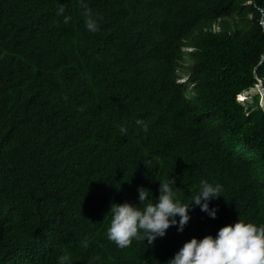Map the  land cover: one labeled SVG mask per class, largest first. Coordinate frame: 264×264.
Segmentation results:
<instances>
[{"label":"trees","instance_id":"16d2710c","mask_svg":"<svg viewBox=\"0 0 264 264\" xmlns=\"http://www.w3.org/2000/svg\"><path fill=\"white\" fill-rule=\"evenodd\" d=\"M84 3L96 32L81 0H0V264H166L193 237L264 223L262 96L237 102L264 88V0ZM170 177L184 203L220 183L217 216L193 206L182 232L109 240L111 203Z\"/></svg>","mask_w":264,"mask_h":264},{"label":"clouds","instance_id":"9594fccd","mask_svg":"<svg viewBox=\"0 0 264 264\" xmlns=\"http://www.w3.org/2000/svg\"><path fill=\"white\" fill-rule=\"evenodd\" d=\"M81 7L85 27L90 32H96L99 28V14H94L84 0H81ZM64 11V7L61 6L57 14L61 15ZM69 19L70 17L65 16L64 22L67 23ZM184 50L191 52V48ZM184 82H188V78ZM193 86L194 84L188 85V90L192 91ZM257 87L264 93L261 84ZM251 90L253 88L243 91L237 97V102L246 109L248 105L253 104V97L256 94L251 100L246 99L248 101L246 103L240 102L239 98ZM261 105L264 107V97ZM134 124L138 130L148 133L149 125L143 119L137 118ZM120 131L126 133L127 127L121 125ZM160 182L158 198H152V191L140 186L139 204L129 201L111 203L107 238L115 242L119 248L129 246L133 239L147 240L152 244L158 237L165 236L170 226H177V230L182 232L191 219L190 211L193 206H199L210 217L217 216L218 206H210V202L221 196L223 186L220 183L201 180L198 190L191 192V201L184 203L177 194L175 179L170 177ZM61 259L63 262L68 261L67 256ZM166 264H264V223L257 224L239 218L235 223L221 227L215 235L193 237L184 242Z\"/></svg>","mask_w":264,"mask_h":264},{"label":"rangeland","instance_id":"374dc122","mask_svg":"<svg viewBox=\"0 0 264 264\" xmlns=\"http://www.w3.org/2000/svg\"><path fill=\"white\" fill-rule=\"evenodd\" d=\"M185 64H188V62H186ZM180 77H181V82H184L185 80H187L188 75L186 74V71L183 70L180 72ZM257 93H261L262 97H264V93L262 91V89L260 87H257L253 90H251L250 92L245 93L242 97L239 98L240 102H248L246 99L251 100L252 96H254Z\"/></svg>","mask_w":264,"mask_h":264},{"label":"bare ground","instance_id":"6f19581e","mask_svg":"<svg viewBox=\"0 0 264 264\" xmlns=\"http://www.w3.org/2000/svg\"><path fill=\"white\" fill-rule=\"evenodd\" d=\"M88 131V130H87ZM84 133V132H83Z\"/></svg>","mask_w":264,"mask_h":264}]
</instances>
